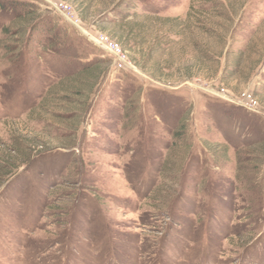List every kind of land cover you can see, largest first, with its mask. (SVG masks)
I'll return each mask as SVG.
<instances>
[{"label":"rangeland","instance_id":"374dc122","mask_svg":"<svg viewBox=\"0 0 264 264\" xmlns=\"http://www.w3.org/2000/svg\"><path fill=\"white\" fill-rule=\"evenodd\" d=\"M22 1L0 0V264H264V0H237L210 80L193 67L187 10L219 0L154 1L188 27L155 50L163 80L100 23L107 4L28 0L27 18ZM35 20L49 30L28 43ZM100 36L138 74L113 67ZM96 59L107 64L76 110L65 79Z\"/></svg>","mask_w":264,"mask_h":264},{"label":"trees","instance_id":"16d2710c","mask_svg":"<svg viewBox=\"0 0 264 264\" xmlns=\"http://www.w3.org/2000/svg\"><path fill=\"white\" fill-rule=\"evenodd\" d=\"M27 1L19 2L18 6L21 7L23 15L28 18L39 8ZM78 1H81L80 3L83 8H80L84 13H87L88 10L94 7L95 3L107 4L105 10L99 13L100 23L112 27L110 35L119 39L123 44L128 45L132 42L134 46H136L138 56L141 58V61H138L137 58H133V61H138L142 69L149 70L153 78L163 80L160 74L161 68L157 66L158 62L155 61V50L158 51L164 45H168L167 37L170 35L183 41L186 28H188L185 22L179 20L175 25H169L171 19L159 18L158 10H154L155 0H130L131 2L128 0H109V3L108 0ZM237 13V0L213 1L209 9H201L198 11H193L192 5L188 7L187 16L190 19L194 17L193 26L195 30L199 32V36L193 39L192 42V47L195 49L193 55L194 66H192L196 73H204L206 79L210 80L218 73L220 59L223 56V49L227 46L228 40L236 29L232 27V24L234 23ZM81 18L83 19V17ZM46 23L45 20L42 22L35 20L32 25L29 24L31 26H29L28 30L24 28L21 33L27 30V35L29 37L27 41L29 43L35 32H45L49 30L45 25ZM157 24L158 27L156 26ZM161 39H165V42H160ZM209 40H211V42ZM251 42L250 39L248 44L238 51L237 56L240 55V57L244 58L241 62H235V67L231 71L232 74L242 71L243 61L248 55V52L251 53L252 51ZM151 62L153 63L152 65L150 64ZM207 63L209 64L206 66ZM106 64L107 61L96 59L83 66L80 71L76 72L71 77L65 79L66 84H64L63 88L67 96H64V99H70L68 105H71L72 108L76 110L80 109V103L74 100L73 97L83 96L85 89L92 91L96 83L100 80V76ZM205 66L206 68H204ZM203 68L205 71H203ZM195 72L186 73V78H194L195 74L193 73Z\"/></svg>","mask_w":264,"mask_h":264},{"label":"built area","instance_id":"2783aa9c","mask_svg":"<svg viewBox=\"0 0 264 264\" xmlns=\"http://www.w3.org/2000/svg\"><path fill=\"white\" fill-rule=\"evenodd\" d=\"M59 14H62V11L59 10L58 8L55 9ZM64 17L65 15L62 14ZM65 19L67 21H69L71 24L77 26L76 22L73 23L72 19L66 18ZM69 19V20H68ZM91 42L97 46L98 48H100L101 50H103L110 58V60L112 61V65L113 67H115L118 70L121 71H125L127 73H135L138 74L137 69L130 63L127 62V58L124 55V53L122 52V50L119 48V45L111 40H109L107 37L105 36H100V37H96V38H92L90 39ZM141 78H144L143 76ZM224 99H228L227 97L223 96ZM245 107H247L250 111H254L255 112V107L251 106L248 107V105H244Z\"/></svg>","mask_w":264,"mask_h":264}]
</instances>
